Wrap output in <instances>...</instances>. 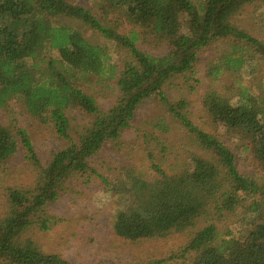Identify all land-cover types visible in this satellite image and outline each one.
I'll use <instances>...</instances> for the list:
<instances>
[{
    "label": "trees",
    "instance_id": "obj_1",
    "mask_svg": "<svg viewBox=\"0 0 264 264\" xmlns=\"http://www.w3.org/2000/svg\"><path fill=\"white\" fill-rule=\"evenodd\" d=\"M89 1L92 9L67 0H0V112L16 99L31 117L51 125L66 142L42 166L25 130L0 124V169L20 149L36 166L31 186L6 189L0 264H74L45 254L30 233L46 232L59 222L47 208L71 179L87 184L98 178L111 186L90 166V159L105 144L117 142L138 106L154 97L170 121L184 131L189 146L177 156V172L167 174L152 165L149 179L127 170L112 184L122 206L112 220L114 234L131 242L162 238L192 228L207 214L223 217L242 208L250 218L239 238L232 232L221 233L207 220L180 258L190 252L195 254L190 264H264V182L241 174L233 152L189 119L188 103L171 101L162 91L173 79L193 73L197 53L215 43L225 42L227 50L209 66L212 77L264 62V43L232 23L244 6L256 2L264 6V0ZM111 14L144 28L165 45V54L154 56L137 48L136 30L120 33ZM67 20L80 22L125 52L123 64L111 62L104 46L90 43L78 29L64 25ZM117 56L120 59L118 52ZM108 90L116 96L102 109L96 98L107 97ZM238 91L235 101L208 91L202 110L264 166V95L243 87ZM73 111L90 120L77 133L72 132L69 117ZM163 120L152 128L167 132Z\"/></svg>",
    "mask_w": 264,
    "mask_h": 264
},
{
    "label": "rangeland",
    "instance_id": "obj_2",
    "mask_svg": "<svg viewBox=\"0 0 264 264\" xmlns=\"http://www.w3.org/2000/svg\"><path fill=\"white\" fill-rule=\"evenodd\" d=\"M67 1L92 9L89 0ZM111 16L115 18L119 15ZM116 20L120 33L126 34L133 29L136 30L139 37L137 48L154 56L165 54V45L158 42L144 28L131 25L124 17ZM232 23L264 43V6L261 3L244 6L239 14L232 18ZM64 25L78 29L90 43L104 46L111 62L118 67L123 64L127 57L126 53L118 51L113 44L103 40L97 33L77 21L67 20ZM224 43H215L201 49L197 53L193 73H186L173 79L163 86L162 91L171 101L184 99L188 103L189 119L201 130L215 135L233 152L241 174L264 182V166L248 151H243L244 146L236 136L209 119L202 110L201 103L208 91H216L232 101L236 100L239 87L249 89L250 93L264 95V62L260 61L253 66L245 64V68L239 73L225 71L217 77L208 74L209 66L216 64L227 50ZM104 94L107 97L96 98L98 106L102 109L109 107L116 96L110 90ZM69 117L73 133H77L90 121L77 111L71 112ZM158 119H164L168 126L167 132L152 128ZM0 124L11 130L17 128L25 130L42 166L47 164L52 154L66 145V142L55 134L51 125H44L40 120L31 117L16 99L9 101L0 112ZM185 145L184 151L189 146L186 135L178 124L170 121L158 102V97L147 100L138 106L134 120L120 139L115 143L105 144L97 155L90 159V166L111 186L98 178H92L87 184L78 178L71 179L59 199L47 208V212L59 218V222L46 232L34 230L30 233L31 238L45 254L58 255L74 264H190L195 254L187 252L184 258H180L181 251L207 220H211L221 233L232 232L239 238L245 232L246 221L250 218L249 213L242 208L231 214L225 213L223 217L207 214L200 217L192 228L183 232H171L162 238L131 242L114 234L112 220L122 206L117 202L112 184L120 180L127 170L149 179L152 165L159 166L167 174L177 172V166L180 164L177 156ZM189 150L192 151V147H189ZM185 157L186 163L187 153ZM35 167L28 154L20 149L7 165L0 169V218L7 212L6 189L31 186L36 176Z\"/></svg>",
    "mask_w": 264,
    "mask_h": 264
}]
</instances>
